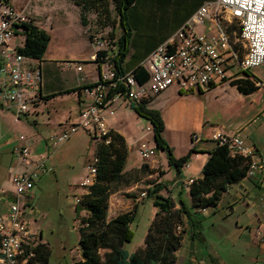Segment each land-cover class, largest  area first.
Returning <instances> with one entry per match:
<instances>
[{
	"label": "crops",
	"instance_id": "crops-1",
	"mask_svg": "<svg viewBox=\"0 0 264 264\" xmlns=\"http://www.w3.org/2000/svg\"><path fill=\"white\" fill-rule=\"evenodd\" d=\"M214 1L216 0H136L128 12L132 35L128 55L123 65L125 73L134 72L136 68L142 67L147 57L158 46L169 40L199 8ZM75 8L77 22L83 32L86 26L82 24L80 9L76 6ZM135 9L139 10L134 12ZM65 11L68 13V10ZM58 15L61 17L59 18ZM58 15L52 16V27L50 30L47 29L48 31L45 30L50 36V42L44 58L42 61H38L43 74L40 100L19 122L15 121L11 110L0 112V216L6 215L10 204L17 201L22 208L23 219L33 236L32 242L47 245L50 244L45 235L47 230L54 234L53 229L56 228V225L66 224L68 223L66 221L74 217L73 222L78 223L75 200L86 192V189L80 187V183L86 176L83 178L77 173H71L67 177L68 188L64 193L54 194L52 192V187L55 185L58 186V190L60 188L58 179L60 175L57 172L62 171L63 164L57 159L59 152H56L61 146L56 149L51 148L48 138L60 135L67 129V125L61 120L63 117L58 118L57 121L49 117L47 123L39 122L45 113V107L55 105L54 103H59L63 109L69 106L63 112V115L68 114L66 117L69 119L73 116L72 109L80 119V111L84 107L85 97L81 94L77 82L79 75L73 68L65 69L61 66V61L53 60L52 62L55 63L58 70L69 71L71 76L66 79L62 74H59L56 78L51 79L49 74L44 73V65L47 64L46 56L50 51L53 53L51 45L54 46V23L57 20L61 21L59 24L61 23L60 27H62V23L65 22L63 16L65 13L61 12ZM167 19L174 21L170 32L156 41H151L147 31L148 27L145 25L164 23ZM206 24L209 27L210 21H207ZM202 29L204 28H200V30L197 28V31L207 32V29H204L205 31ZM138 31H140L139 41L135 43ZM84 43L90 49L89 58L75 59V61L85 63L84 72L87 77L85 83L93 84L98 80L99 69L97 64L90 60L96 54L97 49L91 39H86ZM117 52L118 46L115 45V50L104 53L113 56ZM52 58L56 59V57ZM260 68L264 69V66L244 73L238 67H233L228 80L222 84L191 92L180 91L177 87H173L144 102L147 109L160 115L164 126L162 136L169 145L173 157L178 160L190 155L187 163L180 168L169 165L166 151L157 149L154 158L149 160L140 158L137 144L142 138L138 133L129 135L126 125L128 117L137 124L140 123L139 119L142 118L138 117L133 110L136 105L126 107L115 104L113 106L115 115L107 119L109 129L124 137L127 144L128 160L133 159L125 172L139 171L143 165H146L149 171L142 181L148 183L150 179H156V182L143 187L147 191L155 186L160 187L159 194L162 197L172 199L177 204V208L181 204L185 205L193 215L191 220H186L183 227V242L177 252L175 264H264V240L260 241L255 236V230L258 228L264 236V120H261L264 119V116L255 120L258 117L257 113L252 118L251 115L246 117L249 119H243L245 107L235 106L230 109V120L226 121L224 125H219L213 119L214 112H221L222 102H227V109L232 106L231 99H229L231 96L239 100L242 95L249 97L258 95L255 100L257 102L264 99V81L262 77L253 72ZM139 78L144 80L142 75ZM239 86L250 88V93L241 92ZM53 95L55 97L47 98ZM210 109L211 114L208 115ZM55 112L56 115L60 113L57 109ZM261 112L263 113L264 109ZM245 116H248V113ZM145 128L152 131L151 123L148 122L146 127L141 125L139 130L144 129L145 131ZM195 134L200 137V141L197 143L192 142ZM217 134L239 135L245 146L254 151L253 160L259 167L253 177H246L239 183L230 186L215 208L199 212L191 209L192 203L187 183L189 180L202 178L203 167L208 160L209 152L216 147L213 138ZM22 135L26 136L25 141H21ZM69 141L70 139L67 142L69 143ZM23 144L29 147L33 162L44 163L46 171L40 174L35 186L27 195L17 198L12 179L29 170L28 166L20 163L15 152ZM151 144L156 146L154 140ZM67 149H71V146H68ZM137 185L135 187L131 185L129 190L136 191L139 188ZM46 189L50 192L48 193L50 196L42 201ZM120 192L121 190L115 194ZM133 197V202L141 201L140 198ZM124 202L119 200L117 208L112 214L111 207L109 208V219L123 213L120 210L122 205H124V209L129 207V204L125 205ZM81 216L85 217L87 213L82 212ZM207 219L209 222L205 227L204 222ZM207 230L210 232L209 234H207ZM62 244L65 247L64 243ZM79 258L81 257L79 256ZM74 262L72 261L71 264Z\"/></svg>",
	"mask_w": 264,
	"mask_h": 264
},
{
	"label": "built area",
	"instance_id": "built-area-1",
	"mask_svg": "<svg viewBox=\"0 0 264 264\" xmlns=\"http://www.w3.org/2000/svg\"><path fill=\"white\" fill-rule=\"evenodd\" d=\"M52 17H47L42 24H36L25 14V9H17L10 0H0V112L11 110L16 122L31 111L40 100L42 88V69L38 61L19 53L26 42L24 25L34 24L41 30L52 25ZM210 21V26L206 23ZM238 22L239 34L234 39L227 31V25ZM197 28L207 29L200 33ZM91 42L96 46V54L91 62L99 69L97 82L86 84L84 62L68 61L66 66L78 73L79 90L85 97L84 107L80 111V121L73 124L57 136H50L51 148H58L66 143L80 130L94 136L101 142L110 143L108 116L113 117L115 104L126 107L137 106L161 93L177 87L180 91L191 92L224 83L229 78L233 67L244 73L259 66H264V0H216L198 9L189 21L179 28L174 35L161 44L143 62L148 79L139 83L134 72L117 77L113 56L98 54L106 52V43L99 37L92 36ZM112 99L108 100L110 91L118 89ZM264 116L261 113L255 120ZM147 136L154 140L153 130H145ZM25 135L20 137L25 141ZM200 141L199 135H193L192 142ZM213 141L216 146L228 149L232 156H242L251 160L247 177H253L258 164L253 160L254 151L245 146L243 139L236 134H217ZM20 163L29 170L12 179L17 198L27 195L35 186L40 174L46 171L42 162H33L30 149L23 144L16 151ZM141 159L154 158L155 145L148 139H141L137 144ZM97 159L88 164V177L80 187L86 189L92 185L96 175ZM193 180H189L190 187ZM147 197V192L141 194ZM80 202V197L75 200ZM264 209V203H263ZM180 232L181 227L177 228ZM255 236L264 240L261 230H255ZM32 234L23 219L22 208L17 201L9 206L6 215L0 216V264H26L27 246L32 241Z\"/></svg>",
	"mask_w": 264,
	"mask_h": 264
},
{
	"label": "trees",
	"instance_id": "trees-1",
	"mask_svg": "<svg viewBox=\"0 0 264 264\" xmlns=\"http://www.w3.org/2000/svg\"><path fill=\"white\" fill-rule=\"evenodd\" d=\"M110 1L114 3L118 24L123 30L118 39V52L113 58L117 77H121L126 74L123 65L128 55L132 35L128 12L136 0H76V4L81 6L83 13L95 10L99 14V23L106 26L116 24L109 10ZM81 21L83 26L87 25L83 14ZM24 29L26 42L19 53L32 60L42 61L50 36L33 23L24 25ZM227 31L234 41L239 34L238 22L227 25ZM104 55V52L98 54L99 57ZM134 73L139 83L147 81L148 76L143 67L136 68ZM138 75H142L144 80H141ZM118 90L123 92L124 87L119 84L118 89L110 91L108 100L112 99ZM239 90L244 93L251 91L245 86H239ZM53 97L55 96L47 98ZM144 102L135 106L133 110L138 117L151 123L156 148L168 153L169 165L182 167L187 163L190 155L178 160L173 157L169 145L162 136L164 126L160 115L147 109ZM109 136L111 138L109 144L101 141L97 143L94 182L86 188V192L76 205L81 258L73 264H175L177 252L183 242V227L186 220H191L193 215L185 205L181 204L177 208V204L172 199L162 197L159 194L161 188L157 186L147 191V197L155 195L154 206L157 211L144 246L134 254H128L123 249L124 243L130 242L133 238L129 225L133 220L135 209L109 219L110 198L121 186L138 184L149 170L146 165H143L139 171L125 172L128 158L126 141L122 135L112 130ZM250 164L249 158L232 156L226 147L216 146L209 152L208 160L203 167L202 178L193 180L189 187L191 209L201 212L215 208L230 186L247 177ZM126 175L130 176L129 179H126ZM132 176L138 177L132 179ZM82 212H86L87 216H81ZM178 227L182 228L180 232ZM26 257H28L26 264H49L51 251L47 244H35L31 241L27 246Z\"/></svg>",
	"mask_w": 264,
	"mask_h": 264
},
{
	"label": "rangeland",
	"instance_id": "rangeland-1",
	"mask_svg": "<svg viewBox=\"0 0 264 264\" xmlns=\"http://www.w3.org/2000/svg\"><path fill=\"white\" fill-rule=\"evenodd\" d=\"M11 3L19 10L25 9V14L31 18L36 24H42L44 23L45 18L47 17H54L58 15V13L64 12L65 15V22L62 23V27H60L59 22L61 21H55L54 27L55 31L53 33V43L54 46L51 45L50 53L46 56V63L44 66V73L49 74L51 79L56 78L59 76V74H62L64 77L71 76V73L69 71L64 70L61 72L58 70V67H56L55 63L52 62L53 60L61 61V66L63 68L68 69V66H66V63L68 61H72L75 59H88L90 55V49H88L84 42H86V39H91L92 36L99 37L104 43H106V51L112 52L115 50V45L118 46V39L120 35L123 33L122 28L118 24V18L116 17V11L115 6L112 1L109 3V10L111 12V16L113 20H116V24H109L106 26H103L99 23V14L95 10H89L82 12L81 6L76 4V0H10ZM80 9V17L82 14L85 17V20L87 22L86 28L82 29L80 28L79 23L77 22V13L76 8ZM65 10H68V13H66ZM139 9H135L134 12L138 11ZM62 16V17H63ZM52 17V19H53ZM60 18L61 15H58ZM174 25V21L172 19L165 20L164 23H153V24H146L145 26L148 27V32L151 38V41H156L160 37L167 35L171 28ZM48 28V30H50ZM88 29V30H87ZM47 30V31H48ZM87 30V31H86ZM200 30V28H199ZM205 31L204 29H202ZM140 31H138L137 36L135 37V43L139 41ZM52 57H56V59H53ZM77 61V60H76ZM38 65L39 62H38ZM256 75L262 77L264 81V69H255L253 71ZM231 74V73H229ZM43 83V81H42ZM258 98V95H254L252 97L244 96L242 95V98L239 100L229 97L231 99V107H226L227 102H222V106H220L221 112L216 111L213 113V119L216 123L219 125H224L226 121L230 120L231 112L230 109L236 107H245V111L243 113V119L246 117L251 118L255 115L258 116L261 115L262 109H264V99L260 102L255 101ZM220 102V100H218ZM210 103V101H209ZM55 105H50L48 107H45V113L43 117L40 119V123L42 122H48L49 117L52 119H55V121L58 120V118H61L62 121H64V124L67 125V127L76 124L80 121V119L77 118V115L71 110L73 113V116L71 119L67 118V115H63V112L68 109L69 106H66V108H62V105L59 103H54ZM58 110L60 113L56 115L55 110ZM248 113V116H245ZM211 114V109L208 111V115ZM63 115V116H62ZM105 117L108 119L111 116H108L106 112H104ZM249 119V118H246ZM140 123L137 124L134 120H132L130 117L126 118V125H127V133L129 135H134L135 133L139 134V137L142 139H148L150 143L152 142V137L149 135L147 136L144 129L142 131L139 130V127L141 125L147 126V121L144 119H139ZM264 120V119H261ZM261 123V122H260ZM108 124V123H107ZM110 128V127H109ZM146 129V128H145ZM111 131V130H110ZM140 138V139H141ZM100 142L99 139H97L94 134L89 135L87 132L80 130L77 133H75L71 138L69 143L63 144L60 148L56 150L58 153L57 159L59 162L63 164V169L61 172H57L58 175H60L59 182H60V188L58 190V186L55 185V187H52V192L56 194L64 193V191L67 190V177L71 173H77V175H81L83 178L87 174V167L90 162L93 161L95 158V152L97 148V143ZM68 146H71V149H67ZM90 159V160H89ZM89 161V162H88ZM133 162V159L127 158L126 165H125V171L128 169V167ZM87 171L85 172V170ZM130 176L126 175V179H129ZM138 176H132V179H136ZM82 178V179H83ZM157 178V177H156ZM156 182V179H150L148 183L143 182L142 180L139 181L138 185L139 188L136 189V191L129 190L130 186L133 185L134 187L136 184H131L130 186H121L118 191L121 190L120 193L115 194L110 198V204L109 208L111 207V214L114 212V209L117 208V205L119 203V200L125 201L129 204V207L127 209H124V205L121 206L120 210L122 212L127 211H133L134 209V216L131 224L129 225L130 230L133 233V238L130 242L124 243L123 249L128 254H134L136 253L141 247L145 244V239L148 234L149 228L152 224V222L155 219L156 211L157 209L154 206V200L155 195H149L146 198H142L141 194L143 192H147V189L143 186H146L149 183ZM130 192V193H126ZM50 193L47 189L45 190V193L42 197V201L49 197L48 195ZM140 198L141 201L138 203L133 202L134 197ZM119 212V211H118ZM75 218V217H74ZM73 218V219H74ZM73 219L68 220L66 224L63 225H56V228L54 230V234L51 233L49 230L45 232L46 238L49 239L50 244L48 245L50 251H51V257L49 260V264H71L72 261H77V259H80V247H79V224L74 223ZM209 220H205L204 224L205 227L208 226ZM210 232L207 230V234ZM210 237V235H209ZM65 247H63V244Z\"/></svg>",
	"mask_w": 264,
	"mask_h": 264
}]
</instances>
